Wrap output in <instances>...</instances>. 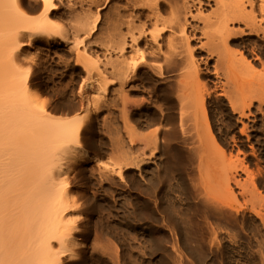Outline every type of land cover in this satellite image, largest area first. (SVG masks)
<instances>
[{
  "label": "rangeland",
  "instance_id": "374dc122",
  "mask_svg": "<svg viewBox=\"0 0 264 264\" xmlns=\"http://www.w3.org/2000/svg\"><path fill=\"white\" fill-rule=\"evenodd\" d=\"M205 1L208 6L202 10V15L212 18L218 5L213 0ZM3 2L6 4L5 0H0V6ZM54 2L62 5L58 10L60 22H55L60 24L61 33L68 42L62 43L56 39L57 42L48 45L43 41H35L22 47L15 63L21 70L28 71L27 92L36 94L34 107L44 110L46 114L73 116L69 125L65 124L66 119L62 120V124L78 130L81 147L100 161L88 160L78 152L79 147L72 145L73 142L62 139L61 131L57 128L59 126H53L40 118L39 122L42 123L37 126L44 128L47 133L53 159L62 163L64 170H67L65 187L76 202L67 215L71 225L66 223V226L73 225L76 229L74 234L78 246L75 249L78 255L75 252L76 256H63L62 264H264V101L257 103L259 101L256 100L251 112L245 111L241 116L231 110L225 97L212 94L214 98L211 97L207 102L210 119L208 135L215 138V144L205 139L208 138L207 131L201 124L190 126L195 128L188 130L192 140L189 137L182 138L188 132L182 134L178 131L177 135H183H178L179 140L178 137L171 138L169 127L160 121V109L165 108L160 87L155 90L156 86L147 77L138 74V77L143 78L142 81L129 83L121 93L125 94L129 90L126 91L127 110L124 109V118V114L119 113L122 107L121 87L114 79L116 75H112L116 74L111 69L113 67L110 68L119 54L113 50L114 43H109L110 40L113 42V34L108 30V19L116 12L125 14L126 19L131 14H137L136 11L127 7L125 0H112L108 4L102 3L101 7L104 6L101 9L92 6L88 10L86 5L81 10L75 7L76 15L70 16L67 14L66 0L65 4L58 0ZM22 6L31 18L41 17V1L23 0ZM96 11L101 14L102 21L93 32L87 35L83 31H74V26L80 23L84 13H88L91 20ZM168 15L164 14L166 18ZM201 24L199 22L197 25ZM213 26L206 30L209 33L214 29L217 31L216 26ZM236 26L242 27L241 24ZM143 30L148 34L152 27L145 25ZM122 32H126L124 27ZM100 35L101 38L108 35L110 40L106 41L109 39L107 37L101 46ZM261 36H243L239 41L238 49L253 60L252 71L245 63H238L237 53L226 56L228 67L233 65V70L229 68L234 72L233 76H238H234L238 82L234 78L237 83L230 84L237 96L255 93L264 100V86L260 81L264 73V37ZM76 38L83 40V44L73 46ZM206 38L202 36L199 42L206 43ZM159 43L163 50L167 49L165 41L159 40ZM196 43L193 45L197 46ZM83 45L92 57L80 58L77 62V52L82 51ZM129 50L127 48L126 52ZM98 57L108 63L105 81L111 79L109 82L112 83L115 80L102 96L98 91L102 80L96 73ZM202 57L206 58V54L196 55L197 59ZM161 60L151 62L162 65ZM5 62L6 59L0 57V64ZM232 62L235 63L230 65ZM175 79H178L177 76ZM16 87L13 86L10 93L15 94ZM21 88L16 94H21ZM80 90L83 96L79 94ZM85 97L89 101L88 105ZM101 99L106 102H101ZM140 102L144 106H136ZM153 117L154 120L151 119ZM17 128V131L12 129L10 136L1 134L2 141L5 137L8 140L15 138L14 135L22 131L19 126ZM167 128L169 135L164 132ZM242 128L245 130L241 131ZM5 132V135H9V131ZM64 144L68 147H63ZM23 145L25 142L20 144V148L16 146L17 151L11 145L16 152L15 160H19L20 155L22 160L27 158V153L20 152ZM27 145L30 146L29 143ZM8 146L12 151L10 144ZM26 149L34 152L31 147ZM10 154L8 156L0 150V163L5 159L9 161ZM68 159L80 165L76 167ZM242 168L251 173V179L249 177L241 187L234 186V179H239L242 184L247 177ZM32 169L24 168L28 170L27 175L34 173L30 172ZM24 170L14 171L12 179L25 178ZM117 170H121L120 176ZM229 176L232 181H229L230 186L226 189L232 188V195L223 198L229 194L225 189ZM224 177L228 178L227 184ZM7 235L11 237V234Z\"/></svg>",
  "mask_w": 264,
  "mask_h": 264
},
{
  "label": "bare ground",
  "instance_id": "6f19581e",
  "mask_svg": "<svg viewBox=\"0 0 264 264\" xmlns=\"http://www.w3.org/2000/svg\"><path fill=\"white\" fill-rule=\"evenodd\" d=\"M5 1L6 4L3 2L4 6H0V57L3 56L6 59L5 63L0 64V93L3 94V97L0 96V128L4 132L9 131V135H5L6 132L4 133L0 129V137L2 135L10 136L12 129L15 128L14 130L17 131L18 126L22 131H18L19 134L16 133V136H21L20 138H16L15 133H13L15 138L10 139L9 137L10 140H8V137H5V141H2V136L0 148H5L0 150L5 151V154L7 153L8 155L11 151L9 150V144L10 147L12 145L14 148L16 146L20 148V144L23 142H25L26 146L29 143L30 146L26 147L23 145V148L20 149L21 153H27L25 160H22L23 157L21 155L18 158L20 161L15 160L14 156L16 157L15 151H17V148L15 150L11 147L10 160L8 159L9 161H7L5 159L0 163V264H62V257L66 256L67 258L70 255L73 257L76 252L75 248L78 246L77 240H75L76 233L74 234L76 229L73 228V225L68 226L69 224L71 225V222L67 220L69 218V209H72L74 204L76 206V202L71 198L65 187V173H67V170H64L65 167L62 163L53 159L50 153V141L47 133L44 132V128L38 127L42 123V121L39 122L40 118H44L53 126H59L56 127L60 129L62 139L66 138V140L69 139L70 142H73L72 145L75 148L79 147L78 152H81L88 160H94L98 163L100 161L81 147V138L78 130L66 126L72 122L73 116L60 117L46 114L44 110L34 107L36 94L30 91L27 92L29 90L28 71L21 70L15 63L22 47L35 41H43L48 45L57 42L56 39L62 43L68 42L61 33L60 24L57 23L60 22L59 18H61V15L58 14V10L62 5L59 3L57 5L54 0H39L42 4V15L35 19L25 13L22 6L23 0ZM58 1L61 4H65L64 0ZM110 1L112 0H66L65 6L68 10L67 14L75 16L74 11H76L77 7L80 10L85 5L88 6V10L92 6L101 9L104 4H108ZM213 1L217 3L218 8L212 13V18L209 15H202V10L208 6L205 0H125L127 7L134 9L137 14H129L130 16L124 19L125 14L116 12L108 19L109 28L111 29L108 30L112 31L110 33L113 35H110L113 42L108 35H106V38L108 37L109 39L106 41L110 40L109 43H114L113 50H116L117 54H119L115 59V64H110V68L113 67L114 69H111L116 74H112V70L109 73L116 75L114 79L116 78L117 84L121 87L119 89L120 94L123 91V87L129 83L134 84V82L140 83L142 81L143 78L138 77V74L147 77V80L156 86L155 90L160 87L159 90L165 108H159L161 110L159 115L161 119L160 117L159 119L166 124L165 126L169 127L168 133L171 138L172 136L176 138L178 135L182 137L181 133L184 134L185 131L187 133L189 128L195 129L191 127L201 124L203 127L205 126V131H207L208 138L205 139L215 144V138L210 134L208 135L210 119L207 102L211 97L214 98L212 94L225 97L231 110L241 116L245 114V111L251 112L256 100L259 101H256L257 103L264 101L255 93L248 96H237V94L232 92L230 84H234L238 76L235 74L236 77H234V72L229 69L235 62L229 63L232 66L229 65L230 67H228L226 59L227 55L231 56L237 53L238 63L242 65L245 63L252 71L253 60L245 55L241 49H238L240 46L239 41L240 38L248 35H262L264 37V0ZM226 1L227 3H225ZM102 3L104 4L101 7ZM31 7L34 8L35 5L32 4ZM167 13L169 15L166 18L164 14ZM87 14L84 13L80 17V23L73 28L75 32L83 31L88 35L97 28V24L101 23L102 16L97 11L91 20ZM137 21L142 22L136 23ZM108 22L106 23L108 24ZM199 22H202L201 25L203 27L197 25ZM107 24L105 26H108ZM235 24H241L242 27H235ZM145 25L152 27L153 32L150 31L148 33L150 35L143 30ZM213 25L216 26L217 31L214 29L209 33L206 28ZM123 27L126 32H122ZM165 33H168L166 37ZM199 34L209 40L206 38V43L199 42L201 38ZM101 35L104 36L105 34L101 32ZM101 35L99 38L101 41L99 40V42L102 46L106 38L103 36L101 38ZM159 40L165 41L167 48L166 50L164 49L165 52ZM74 41L76 43H73V46L83 44V40L79 38L74 39ZM109 43H107L108 47ZM193 43H196L197 46H194ZM127 48H130L128 53L126 52ZM81 52H77V62L80 58L90 59L92 57L84 45ZM203 53L206 54V58H196V55L199 56ZM98 59L99 63L96 67L98 75H96L100 76L101 78L99 79L102 80L100 85L99 82L97 83L99 86L102 85L99 88L100 90H98L102 96L115 80L111 77L114 80L112 83L109 82L111 79L105 81L108 73L106 72L105 77V68L108 63L99 57ZM160 59H163L161 60L162 62L160 61L162 65L151 62ZM228 60L231 62V57ZM211 61H213L212 65ZM82 68L86 69L84 65H82ZM165 74L171 75L166 76ZM173 74L178 79H175ZM107 81L108 85L106 84ZM260 81L264 86V73ZM136 85L133 86L136 87ZM194 85L195 87H193ZM13 86H17L15 89L16 93L20 92L22 86L21 94L10 93ZM126 91L125 94L120 95L122 107L119 109V113L122 115L124 114V109L127 108L125 102ZM79 94L83 96V91L80 90ZM102 101L106 102L101 99ZM88 102L86 99V105L89 104ZM140 105L142 107L144 103L140 102L136 106ZM156 115L154 117L158 116ZM123 116L125 118L126 115L124 114ZM154 117L151 119L154 120ZM38 118L39 120H37ZM124 118L122 119L125 120ZM63 119L64 121L66 119V125L62 124L64 122H62ZM244 130L245 128L241 129V131ZM166 131H168V128L164 132ZM178 131L181 133L177 135ZM188 134L189 132L182 138L189 137ZM190 136L192 135L190 134ZM189 138L193 139V137ZM66 145L64 144L63 147H68ZM30 147L34 152L27 151V149V152L25 151V148L29 149ZM31 153H33L32 156L30 155ZM68 161L76 167L80 165L76 162L73 163L70 159ZM24 168H33L30 172L34 171V173L31 172V174L28 173L27 175L28 170L25 171ZM20 169L24 170L23 177H26L20 180L19 177H15V180L12 179L11 175L13 174L14 176L13 172L16 170L21 172L22 170ZM242 170L244 169L242 168ZM116 173L120 176L121 170H117ZM245 174L247 177L243 183L241 182L242 184H240L239 179L235 180L232 177L233 175H230L234 179L232 183L236 184L234 186L238 185L241 187L249 180V177L251 179V173L246 171ZM29 175L32 176L30 177ZM230 176V179L227 178L228 181L225 178L226 176L224 177L225 184L228 182V186L224 184L225 189L230 186ZM240 178L242 177L240 176ZM231 189H226L229 194H225L226 197L223 198L229 197L230 194L232 195ZM66 223L68 224L67 226ZM7 234H11V237ZM75 254L78 255L77 252ZM75 254L74 256H76ZM66 260H64L65 263Z\"/></svg>",
  "mask_w": 264,
  "mask_h": 264
}]
</instances>
